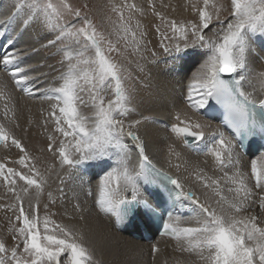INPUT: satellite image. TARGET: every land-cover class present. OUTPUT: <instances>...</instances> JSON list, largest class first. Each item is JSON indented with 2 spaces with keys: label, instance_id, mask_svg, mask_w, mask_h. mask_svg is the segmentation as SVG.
Wrapping results in <instances>:
<instances>
[{
  "label": "snow or ice",
  "instance_id": "1",
  "mask_svg": "<svg viewBox=\"0 0 264 264\" xmlns=\"http://www.w3.org/2000/svg\"><path fill=\"white\" fill-rule=\"evenodd\" d=\"M148 5L160 21L154 28L161 38L159 47L163 54L173 62L199 60L187 79L184 99L188 107L199 113L208 109L210 101L223 106L222 125L231 135L216 128L205 153L223 175L209 176L203 168H194L192 175L205 189L202 203L191 189L185 190V181L179 175L157 169L149 160L140 128L144 121L154 118L141 116L126 122L136 111L127 84L132 77L116 57L125 55L129 48L132 53L147 51V32L141 30L139 20L133 24L134 14L143 15V7L129 0L112 3L111 12L117 18L107 17L112 30L106 34L87 11H82L88 9L86 3L73 6L69 0H23L15 5V12L0 19V26L15 23L26 8L23 30L38 23L46 33L54 34L41 47H56L61 54V70L54 77L57 86L35 87L40 76L47 74L30 73L43 65H26L29 54L13 48L12 39L7 40L11 50L0 54V67L8 70L16 88L49 102L46 116V110L40 109L44 116L40 126L47 139L40 152H50L53 162H43L42 170L40 157L32 155L20 139L0 124V144L7 146L10 142L19 149L17 162L26 169L20 171L0 163V181L14 197L11 206L0 207L18 208L8 229L13 234V245L9 247L0 239V264H99L86 231L88 217L83 214L86 210L81 203L72 205L73 212L80 215L68 217L76 222H58L53 219L56 214L49 211V203H56L49 191V203L44 204V215H40L41 198L57 165L60 170H69L64 177L57 172L61 184L57 191L63 198L66 177L98 162L107 165L96 184L94 205L99 212L114 217L116 224L141 215L158 221L161 234L175 240L176 250L194 257L176 264H264V145L252 154L250 165L244 163L238 151L246 149V141L251 144L257 137L264 140V49L257 52L255 47L258 39L264 40V0H230V9L218 0H202V4L197 0L191 4L195 19L187 20L156 11L154 0H148ZM75 21H80L79 25ZM3 35L0 33V38ZM38 51L32 49V53ZM150 54L157 56L155 50ZM138 67L143 71L142 66ZM246 83L252 86L251 91H245ZM0 99L5 101L7 118L10 97L2 89ZM82 108L91 111L85 113ZM183 116L181 119L177 112L178 123L171 124L170 129L185 147L195 148L212 125L199 117L192 119L187 113ZM50 122L54 125L52 132H48ZM168 153L170 157H181L175 145H169ZM248 154L246 150L243 153ZM174 166L179 171L181 165ZM146 187L166 193L167 206L153 192L142 190ZM129 191L130 197L126 195ZM86 194L93 196L91 185ZM183 200L194 201L198 207L196 215L187 219L173 215ZM151 251H159L156 243Z\"/></svg>",
  "mask_w": 264,
  "mask_h": 264
},
{
  "label": "bare ground",
  "instance_id": "2",
  "mask_svg": "<svg viewBox=\"0 0 264 264\" xmlns=\"http://www.w3.org/2000/svg\"><path fill=\"white\" fill-rule=\"evenodd\" d=\"M108 1L115 4H120L122 2V0H93L94 5H98L96 7L98 8L97 15L100 16L101 19L103 18L102 6H105ZM201 1L202 0H200V2ZM22 2L23 0H20L19 3ZM129 2H135L138 7L144 8L143 15L138 12L134 14L133 24L135 23V20H139L142 27L144 26L149 28L157 21L158 18L153 13H151L152 11L148 5V0H129ZM192 3H197V0H154L156 11L162 12L168 17L177 20L195 19V14L191 9ZM15 5L16 4L13 2V0H0V19H4V17L15 12ZM127 14L128 13L126 11L125 16ZM20 16L17 17L15 23L0 26V33L4 34L2 38H0V54H3L7 50H11L7 46V40L12 39L14 41V45L12 46L13 48L19 49L22 53L29 54L24 63L27 65H32L33 58L37 57L39 61H41L43 58V55H40L39 52L32 53V49L41 48V45L45 44L49 37L46 40L45 37L40 41H35L34 36L30 33L28 28L27 30H23ZM24 17L22 16L21 18ZM255 47L257 52H259L261 49H264V40L258 39L256 41ZM127 53H130V51ZM141 55H143V59H141ZM157 55V59L151 60L150 53L148 54L144 51L142 53L127 54V59L129 58V61H124L125 67L130 73L132 72L131 75H133V79L139 80L140 84L134 81L135 83L133 86H129L134 97L133 106L136 108V111L131 113L129 117L126 118V122L129 119H140L141 116H150L154 118L152 120L144 121L140 128V134L145 142L146 154L148 155L149 160H154L161 167L171 171L169 172L171 175H179L181 179L185 181V190L191 189V191L195 193V195L199 197L200 201L203 203L205 200V189L202 188L201 184L197 182L192 175L194 168L196 166L203 168L205 173L209 176L223 175V173L216 168L211 156L206 155L205 153L202 155L195 154L199 153V150L206 144H209L211 147L212 141L209 140L208 143H205L204 139V141L199 142L197 145L199 149L196 152L190 151L183 145L181 140L176 138L175 134L172 133L170 129L171 124L178 123V121L175 119L177 112L181 113V119L184 118L183 114L187 113L188 117L192 119L199 117L209 121L212 125V128L208 129L206 132L205 138L207 139H210L212 137V133L216 128H218V125L215 122L205 118L200 112L197 113L195 110L189 108L187 102L184 99L187 91V79L191 75V72L194 71L196 67H198L199 60L193 61L191 59H186L185 61L173 62L170 57L163 54V51L158 52ZM138 65L143 67V71L139 70ZM257 70L260 69L257 68ZM39 74H35L33 76H39ZM41 78L42 76H40V79L35 82V87L39 89L49 88L44 85L45 82L43 83ZM9 79L12 81L11 77L8 75V70L0 67V89L3 91L4 89H8L6 86H8V84L11 82ZM13 83L14 82L12 81V83L9 85H14ZM245 85L248 86L249 91L252 90V86L247 83ZM247 86H244L245 90H247ZM15 88L16 87L13 89ZM256 88L258 90L257 94L259 95L258 84H256ZM16 89L17 91L20 90L18 88ZM7 92L8 91H6V93ZM20 92L22 95L12 91V96H9L10 99L7 101L9 102L11 109V112H9L11 113V121L10 118L8 119V117L7 119L0 118V124H4V126L8 128L17 139H20L25 148L32 155L40 157L41 167L43 170V167L45 166L43 162H53V158L51 157L52 154L47 151L41 153L40 149L44 147L39 146V143H45L46 141V133L40 126L44 119V116L41 115L40 109L43 107L46 110V116L49 102H42L38 97H30L21 90ZM4 102H2V104ZM82 111L88 113L91 111V109L82 108ZM4 116L5 115H3V117ZM30 119L33 121L31 124L29 123ZM53 128L54 125L50 122L48 126V132H52ZM29 141H33L30 143L31 145L29 144ZM128 142L131 144V141ZM169 145H175V150L181 153L180 159H177L175 156H169ZM12 146L13 145H11L10 142L7 146H0V163H4V159L6 158L10 159V152L12 154L15 150H17L14 146L15 150L12 149L10 151L9 149ZM34 148L39 150H35ZM20 154L21 153L18 155ZM2 156L6 157L3 158ZM14 158H16V156ZM136 159V150L133 149V161L135 162ZM169 160H171V165ZM250 160L251 158L247 159L243 157V161L247 165H250ZM177 163L181 165L179 171H177L174 166ZM95 165L96 168L92 175H87L78 169L75 172H72L70 176L66 177L64 184L62 185L64 189L63 198H61L60 192L57 191V188L61 186L59 177H64L66 173L69 172V170L66 168L60 170L59 166L57 165L59 177L57 176V172L51 173L49 177V185L45 189V195L41 198V217L44 215L45 211L44 204L49 203L47 196L49 191H51L53 196L56 198L55 205L49 203V211L56 214L53 219L57 220L58 222H76L70 221L68 217H78L80 215L79 212H73L72 205L77 202L81 203L82 208L86 210L83 214L88 217V227L86 228V231H88L89 236L91 237V243L93 244L95 250V258L99 261V264H176L177 261L185 262L189 259H194V257H190L187 253H181L177 251L176 242L174 239H166L164 237L156 238L153 243L158 245L159 251L153 254L151 251V246L153 243L146 244L144 242H137L125 236L123 233H118L115 231V218L105 213L99 212L98 208L94 205L97 179L107 167L106 163L102 162L95 163ZM14 168L20 171H26V169H23L17 161L14 163ZM20 183L22 182L18 181V184ZM89 185L92 186L93 196L86 194ZM126 195L130 197V191L126 193ZM186 202L192 208L193 206H197L194 201L186 200ZM13 203L14 197L12 194L7 193L3 182L0 181V205L11 206ZM195 207L193 208L194 210H196ZM25 208H27V200H25ZM65 209H67V215H65ZM11 210L13 213L12 216L18 214V211H13L12 208ZM12 220L11 221L14 222V217ZM80 223L83 224L84 222L81 221ZM5 225L10 227V219L1 216L0 239H3L7 244V237L12 236L13 234L5 230ZM9 243H11L9 246L11 247L12 242L9 241Z\"/></svg>",
  "mask_w": 264,
  "mask_h": 264
},
{
  "label": "rangeland",
  "instance_id": "3",
  "mask_svg": "<svg viewBox=\"0 0 264 264\" xmlns=\"http://www.w3.org/2000/svg\"><path fill=\"white\" fill-rule=\"evenodd\" d=\"M90 1V2H89ZM13 2H15V4H17V3H19L20 2V0H13ZM54 2H55V0H54ZM69 2L70 3H72L73 4V6H81V5H83V4H87L88 5V9H86V10H82V11H87V14L90 16V18L91 19H93V21L97 24V26H98V28H100L102 31H104L106 34L108 33V32H110L111 30H112V25H111V23L108 21V19H107V17H111V19L112 20H115L117 17H116V14L115 13H113V12H111V5L110 4H112V2H110V1H108V3L107 4H105V6H102L103 7V9H102V12H103V18L101 19L100 18V16H98L97 15V9L98 8H96L98 5H94V2H93V0H69ZM93 2V3H92ZM218 2H222V3H225L226 5H228V6H230V0H218ZM200 3H202V1L200 2ZM100 6H101V4H100ZM110 6V7H109ZM229 9H230V7H229ZM152 11V10H151ZM151 13H153V12H151ZM101 14V13H100ZM99 14V15H100ZM226 14V13H225ZM26 15V16H25ZM24 17V18H21V17ZM22 16H20V20H21V22H23V20L24 19H26L27 18V9L25 8V10L23 11V14H22ZM127 16V15H126ZM23 19V20H22ZM67 20H70V21H73L74 20V18H72V17H67L66 18ZM78 25H79V23H80V21H75ZM160 23V21H159V19H157V21L151 26V27H142V29L141 30H143V31H146L147 32V36H146V38H145V43H146V47H147V51H144V52H147L148 54L149 53H151V51L152 50H155L156 52L158 51V52H162V49L159 47V43H160V36L155 32V28H154V25H157V24H159ZM28 29L30 30V33L34 36V40L35 41H40V40H42L43 38H45V40L48 38V39H51V38H53V36H54V34H52V35H50V34H48V33H46V31L40 26V24H38V23H33L31 26H29L28 27ZM42 31V32H41ZM162 31H163V29H162ZM38 35V36H37ZM169 35H170V33H169ZM47 39V40H48ZM112 39L115 41V39H116V37H115V35H113L112 36ZM46 40V41H47ZM148 41V42H147ZM149 41H150V43H149ZM120 45H121V47L123 46V41H120ZM58 47V46H57ZM39 50L41 51H38L39 53H40V55H43L42 57V60L41 61H39V59L37 58V57H35V58H33V61H32V65H34V66H39V64L40 65H42L43 64V67H37L36 68V71H34V72H32L30 75H35V74H39L40 72H42V73H46V74H48V75H45L44 77L42 76V80H43V83H44V85H46V87H53V86H57V83L58 82H56V81H54V77H57L58 75H59V72H60V70H61V65H60V63H58V61H60V59H61V54L60 53H57V49H56V47H48V48H39ZM128 51H130V53H132V51H131V48H129L128 49ZM43 52V53H42ZM157 52V53H158ZM130 53H125V55H123V56H120V57H116L117 59H119V60H121V62H123L124 63V61H129L128 59H127V54H130ZM45 56V57H44ZM113 56L115 57V53H113ZM157 57H158V55L156 56V57H152L151 56V54H150V59L152 60H154V59H157ZM124 58H125V60H124ZM123 59V60H122ZM35 61V62H34ZM39 61V62H38ZM38 62V63H37ZM44 62V63H43ZM48 62V63H47ZM27 65V64H26ZM125 65V64H124ZM52 68V69H51ZM42 69V70H41ZM44 70V71H43ZM49 70V71H48ZM131 74H132V72H131ZM40 75V74H39ZM50 75V76H49ZM53 75V76H52ZM133 75H131V77H132ZM45 79V80H44ZM50 80V81H49ZM9 81H11L10 79H9ZM47 81H49V82H47ZM134 81H136V82H138V84H140L139 83V80H135V79H133V77H132V79H130V80H128L127 81V84H128V87L129 86H133V84L135 83ZM10 83H12V81L10 82ZM9 83V84H10ZM8 84V86H6V87H8V89L10 90H8V89H4V92L6 93V91H8L7 93H6V95H8V96H12V91H14L15 93H19L20 95H22V93L20 92V90H18L17 91V89L15 88V89H13L15 86L14 85H9ZM14 84V83H13ZM48 85V86H47ZM10 87V88H9ZM11 94V95H10ZM0 110H1V112H0V114H2V115H0V118H4V119H7V118H5V116L3 117V115H4V111H3V108H4V104H5V102L2 100V99H0ZM2 102H4L3 104H2ZM8 103V108H9V112H11V109H10V104H9V102H7ZM2 108V109H1ZM3 112V113H2ZM8 112V113H9ZM10 114V115H9ZM8 114V119L11 117V113H9ZM10 121H11V118H10ZM33 142V141H32ZM32 142H30L29 141V144L30 143H32ZM46 144H47V139H46V141H45V143H39V146H43L44 148L46 147ZM1 145H3V144H1ZM0 145V146H1ZM31 145V144H30ZM12 149H14V145L9 149L10 151L12 150ZM17 149V148H16ZM35 150H39V149H37V148H34ZM15 150V149H14ZM17 151V152H16ZM21 153L20 151H19V149H17V150H15L14 151V153H12L11 154V152H10V155L9 156H11L10 157V159H4V163L7 165V167H12V168H14V163L16 162V161H18V159H19V156L21 155H18L19 153ZM18 153V154H17ZM16 156V158H14L15 156ZM14 156V157H13ZM3 158H5L6 156H2ZM52 157V156H51ZM12 158V159H11ZM53 158V157H52ZM17 159V160H16ZM14 160V161H13ZM13 165V166H12ZM9 209L11 210V207H9ZM9 209H4L3 207H0V217L2 216V217H6V218H9L10 219V221L13 219V217L14 216H12V210L10 211ZM18 209V208H17ZM17 209H13V211H18ZM4 210V211H3ZM4 213V214H3ZM9 214V215H8ZM12 218V219H11ZM9 221V220H8ZM13 221V220H12ZM8 226H6L5 225V230H7V231H9L8 229H9V227L7 228ZM4 228V227H3ZM7 246H10L11 245V243H9V241H11L12 242V245H13V240H12V236H10V237H7Z\"/></svg>",
  "mask_w": 264,
  "mask_h": 264
}]
</instances>
